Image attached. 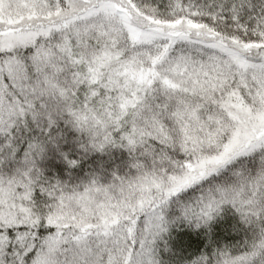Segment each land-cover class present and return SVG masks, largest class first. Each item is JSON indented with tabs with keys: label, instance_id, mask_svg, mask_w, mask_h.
I'll list each match as a JSON object with an SVG mask.
<instances>
[{
	"label": "snow or ice",
	"instance_id": "6c2138e0",
	"mask_svg": "<svg viewBox=\"0 0 264 264\" xmlns=\"http://www.w3.org/2000/svg\"><path fill=\"white\" fill-rule=\"evenodd\" d=\"M0 264H264V0H0Z\"/></svg>",
	"mask_w": 264,
	"mask_h": 264
}]
</instances>
